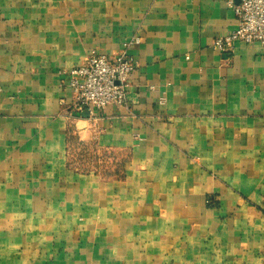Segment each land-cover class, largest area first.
Here are the masks:
<instances>
[{
	"label": "crops",
	"instance_id": "1",
	"mask_svg": "<svg viewBox=\"0 0 264 264\" xmlns=\"http://www.w3.org/2000/svg\"><path fill=\"white\" fill-rule=\"evenodd\" d=\"M236 28L226 0H0V264H264V50L212 48ZM128 43L125 106L78 112L69 72Z\"/></svg>",
	"mask_w": 264,
	"mask_h": 264
},
{
	"label": "built area",
	"instance_id": "2",
	"mask_svg": "<svg viewBox=\"0 0 264 264\" xmlns=\"http://www.w3.org/2000/svg\"><path fill=\"white\" fill-rule=\"evenodd\" d=\"M233 11L237 28L213 40L212 48L220 53L232 52L236 43H259L264 50V0H226ZM138 39L131 43H137ZM124 49L113 56L95 51L80 66L69 72V87L78 112L92 115L107 106H125L129 76L134 64Z\"/></svg>",
	"mask_w": 264,
	"mask_h": 264
},
{
	"label": "rangeland",
	"instance_id": "3",
	"mask_svg": "<svg viewBox=\"0 0 264 264\" xmlns=\"http://www.w3.org/2000/svg\"><path fill=\"white\" fill-rule=\"evenodd\" d=\"M86 148L85 150L78 148L70 154L69 159L72 165L81 170L90 169L89 166L93 165V169L98 170L104 177H112L116 172V165L119 164L120 157L114 153L98 152L91 147Z\"/></svg>",
	"mask_w": 264,
	"mask_h": 264
},
{
	"label": "water",
	"instance_id": "4",
	"mask_svg": "<svg viewBox=\"0 0 264 264\" xmlns=\"http://www.w3.org/2000/svg\"><path fill=\"white\" fill-rule=\"evenodd\" d=\"M76 116H82V117H84V118H86V117H87V115H86V114H83V115L76 114Z\"/></svg>",
	"mask_w": 264,
	"mask_h": 264
}]
</instances>
